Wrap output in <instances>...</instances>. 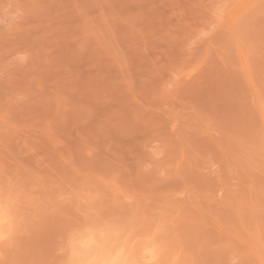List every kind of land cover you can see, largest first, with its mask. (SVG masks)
I'll return each mask as SVG.
<instances>
[{
	"label": "rangeland",
	"instance_id": "1",
	"mask_svg": "<svg viewBox=\"0 0 264 264\" xmlns=\"http://www.w3.org/2000/svg\"><path fill=\"white\" fill-rule=\"evenodd\" d=\"M0 264H264V0H0Z\"/></svg>",
	"mask_w": 264,
	"mask_h": 264
}]
</instances>
